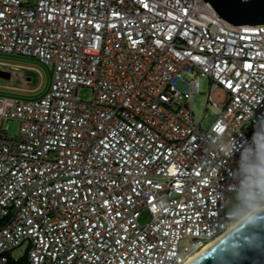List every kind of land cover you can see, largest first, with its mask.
<instances>
[{
	"label": "built area",
	"instance_id": "1",
	"mask_svg": "<svg viewBox=\"0 0 264 264\" xmlns=\"http://www.w3.org/2000/svg\"><path fill=\"white\" fill-rule=\"evenodd\" d=\"M0 52L53 67L41 98L0 95V264H185L220 237L239 153L209 146L264 114V24L205 0H0ZM202 75L228 95L207 130Z\"/></svg>",
	"mask_w": 264,
	"mask_h": 264
},
{
	"label": "clouds",
	"instance_id": "2",
	"mask_svg": "<svg viewBox=\"0 0 264 264\" xmlns=\"http://www.w3.org/2000/svg\"><path fill=\"white\" fill-rule=\"evenodd\" d=\"M253 117L249 107L245 120ZM254 127L251 140L216 135L209 146L221 156L232 157L238 152L239 160L230 172L231 194H213L215 206L222 200L226 212L219 225L221 238L214 245L216 251L209 249L211 256L202 253L197 258L200 264H204V257L213 264H242L249 259L247 252L255 254L253 264H264V114L255 117Z\"/></svg>",
	"mask_w": 264,
	"mask_h": 264
},
{
	"label": "rangeland",
	"instance_id": "3",
	"mask_svg": "<svg viewBox=\"0 0 264 264\" xmlns=\"http://www.w3.org/2000/svg\"><path fill=\"white\" fill-rule=\"evenodd\" d=\"M0 61L8 63L0 73V95L5 97H16L21 99L34 100L46 94L51 86L53 67L46 66L42 62L32 58L15 56L0 52ZM200 94L194 99L195 115L198 118L205 116L202 125L204 129H209L215 119L211 109L206 110L208 94L218 104H224L228 100L227 92L221 88L210 89V82L206 75L200 79ZM79 96L83 100H90L92 91L83 87L79 89ZM19 132L18 122L12 121L9 124V133L16 135ZM146 216L142 221H145ZM24 254L23 248H18L13 252L15 259Z\"/></svg>",
	"mask_w": 264,
	"mask_h": 264
},
{
	"label": "water",
	"instance_id": "4",
	"mask_svg": "<svg viewBox=\"0 0 264 264\" xmlns=\"http://www.w3.org/2000/svg\"><path fill=\"white\" fill-rule=\"evenodd\" d=\"M210 3L220 18L234 26H256L264 24V0H205ZM213 252L216 251L214 246L211 247ZM208 256L212 252L207 250ZM249 259L244 260L242 264H253L255 256L252 252H247ZM204 264H213L212 260L204 257ZM191 264H200L196 259Z\"/></svg>",
	"mask_w": 264,
	"mask_h": 264
},
{
	"label": "bare ground",
	"instance_id": "5",
	"mask_svg": "<svg viewBox=\"0 0 264 264\" xmlns=\"http://www.w3.org/2000/svg\"><path fill=\"white\" fill-rule=\"evenodd\" d=\"M221 236L211 240L207 245H205L199 252H197L191 259L186 262L185 264H191L193 261H195L198 257L201 256L202 253H205L207 250H209L211 247L217 244V242L220 240Z\"/></svg>",
	"mask_w": 264,
	"mask_h": 264
},
{
	"label": "trees",
	"instance_id": "6",
	"mask_svg": "<svg viewBox=\"0 0 264 264\" xmlns=\"http://www.w3.org/2000/svg\"><path fill=\"white\" fill-rule=\"evenodd\" d=\"M11 264H21V260L18 261V262H14V261H12Z\"/></svg>",
	"mask_w": 264,
	"mask_h": 264
}]
</instances>
